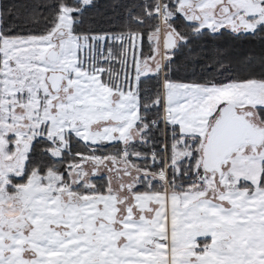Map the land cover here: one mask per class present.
<instances>
[{
	"label": "snow or ice",
	"instance_id": "snow-or-ice-1",
	"mask_svg": "<svg viewBox=\"0 0 264 264\" xmlns=\"http://www.w3.org/2000/svg\"><path fill=\"white\" fill-rule=\"evenodd\" d=\"M0 264H264V0H0Z\"/></svg>",
	"mask_w": 264,
	"mask_h": 264
},
{
	"label": "trees",
	"instance_id": "trees-1",
	"mask_svg": "<svg viewBox=\"0 0 264 264\" xmlns=\"http://www.w3.org/2000/svg\"><path fill=\"white\" fill-rule=\"evenodd\" d=\"M8 2V0H5V3H7ZM102 2H103V0H102Z\"/></svg>",
	"mask_w": 264,
	"mask_h": 264
}]
</instances>
